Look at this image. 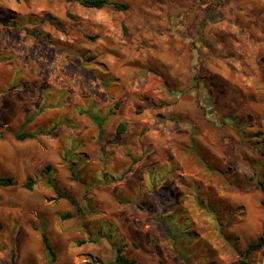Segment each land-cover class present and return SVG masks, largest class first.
I'll return each mask as SVG.
<instances>
[{
    "label": "rangeland",
    "instance_id": "1",
    "mask_svg": "<svg viewBox=\"0 0 264 264\" xmlns=\"http://www.w3.org/2000/svg\"><path fill=\"white\" fill-rule=\"evenodd\" d=\"M110 1L0 0V264H264V0Z\"/></svg>",
    "mask_w": 264,
    "mask_h": 264
},
{
    "label": "trees",
    "instance_id": "2",
    "mask_svg": "<svg viewBox=\"0 0 264 264\" xmlns=\"http://www.w3.org/2000/svg\"><path fill=\"white\" fill-rule=\"evenodd\" d=\"M81 4L85 7H93V8H100L104 5H112L116 9H126L128 7L127 4H125V3L117 2V1H110V0H81ZM7 25H9V23H5L2 26H7ZM15 72H16V74H19L20 71L16 70ZM165 83H167V82L165 81ZM44 88L45 87H42L41 90ZM95 120H96L97 124H99L104 120V118L103 117H101V118L95 117ZM123 129H124V124L120 122L118 124L116 130L119 133V132H122ZM12 135L16 140L22 141V140L27 139V138H34L36 133L30 132V131H18L17 130V131H14L12 133ZM34 183H35L34 179L30 175H27L26 179L23 183V186L26 189L31 190L33 188ZM13 185H15V180L12 176L0 175V187H9V186H13ZM260 185H261L262 189L264 190V181L260 182ZM68 216H70V213H68L67 215L62 216V217L64 218V217H68ZM168 222H170V221L168 220ZM40 235H41L42 242L45 246V249L53 256L54 252L52 250V247H51L50 241L48 239L47 233L44 230H41ZM263 244H264V236L260 235L256 238L255 242L249 243L246 246L245 253H243L244 257L247 256L248 253L251 252L252 250H258L259 248H261L263 246ZM117 251H118V253H117L116 258H115L116 264H135V261L133 259L129 260L126 257H124L119 252V249Z\"/></svg>",
    "mask_w": 264,
    "mask_h": 264
}]
</instances>
